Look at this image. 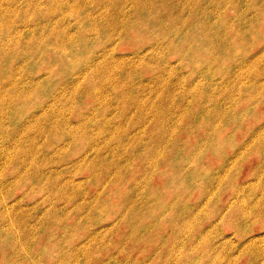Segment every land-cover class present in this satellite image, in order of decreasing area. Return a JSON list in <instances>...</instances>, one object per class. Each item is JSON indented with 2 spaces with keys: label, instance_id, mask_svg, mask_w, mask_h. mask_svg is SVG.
<instances>
[{
  "label": "rangeland",
  "instance_id": "obj_1",
  "mask_svg": "<svg viewBox=\"0 0 264 264\" xmlns=\"http://www.w3.org/2000/svg\"><path fill=\"white\" fill-rule=\"evenodd\" d=\"M0 264H264V0H0Z\"/></svg>",
  "mask_w": 264,
  "mask_h": 264
},
{
  "label": "bare ground",
  "instance_id": "obj_2",
  "mask_svg": "<svg viewBox=\"0 0 264 264\" xmlns=\"http://www.w3.org/2000/svg\"><path fill=\"white\" fill-rule=\"evenodd\" d=\"M81 8V7H80ZM120 10H123L122 8H121V6L120 7H118ZM53 10V9H52ZM172 23H173V21H172ZM116 24V23H115ZM53 26H55V25H53ZM58 30V29H57ZM61 31V30H60ZM59 32V31H58ZM61 34V33H60ZM63 38V37H62ZM61 38V39H62ZM68 40V39H67ZM70 40V39H69ZM72 40V39H71ZM59 42V41H58ZM64 44V43H63ZM62 44V45H63ZM57 46V45H56ZM61 53V52H60ZM60 129V128H59ZM78 130V129H77ZM56 131H58V133H60L61 132V130L59 131L58 129L56 130ZM51 132V131H50ZM38 133H39V131H38ZM78 136V135H77ZM63 138H68V139H70V140H72V141H74V140H76V138H75V136H74V133L73 132H64L63 133V136H62V139ZM66 149V148H65ZM101 150V149H100ZM40 189V188H39ZM65 193V192H64ZM54 195V194H53ZM56 196V195H55ZM11 245V244H10ZM13 249H15V248H13ZM15 251V250H14ZM16 252V251H15Z\"/></svg>",
  "mask_w": 264,
  "mask_h": 264
}]
</instances>
